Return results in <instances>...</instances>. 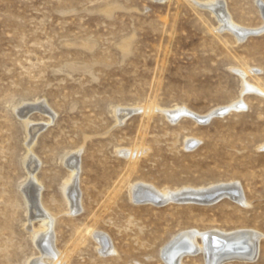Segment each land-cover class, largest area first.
<instances>
[{"label":"rangeland","instance_id":"rangeland-1","mask_svg":"<svg viewBox=\"0 0 264 264\" xmlns=\"http://www.w3.org/2000/svg\"><path fill=\"white\" fill-rule=\"evenodd\" d=\"M262 2L0 0V264L42 258L28 144L57 264H166L165 245L192 230L258 231L253 257L225 264H264ZM138 185H238L243 201L226 191L211 204L141 203Z\"/></svg>","mask_w":264,"mask_h":264},{"label":"bare ground","instance_id":"bare-ground-1","mask_svg":"<svg viewBox=\"0 0 264 264\" xmlns=\"http://www.w3.org/2000/svg\"><path fill=\"white\" fill-rule=\"evenodd\" d=\"M260 7L262 10V14L264 16V3L263 2L260 3ZM218 11L220 12V10H218ZM224 13H223V15H224L223 21L227 24V26L230 28V30L233 32V34L237 36V38H243L245 33L248 30L241 28L237 24H232L231 23L232 21H230V19H229L230 17H228ZM263 29L264 28H262L261 30H263ZM236 107H237V105H236ZM222 110L223 109H220L219 111H222ZM186 113L188 114V112L184 108H181V109L176 110V111L168 112V114L172 115V116H173V114L175 116H177L179 114H186ZM118 116H119V114H118ZM122 119H121V121H122ZM31 132H32V130H31ZM188 143L193 144V142L190 140ZM27 146H28V150H29L28 165L30 168V172L29 171L28 172L30 174H33L32 176L35 177L33 171L35 170L37 164L35 162V157H33L31 155L32 150L30 148V144H28ZM76 154H77V152H76ZM76 156L77 155H75V153H74V155L71 156L70 159L68 160L69 161V170H70L69 173L70 174H69V179H68V183H67V187H66L67 199L69 201V204L71 205V211L72 212L74 211V209L75 210L77 209L76 198H78L77 197V190H76L77 189V187H76V176H77V170L79 169V167H78V161H77L78 157H76ZM34 177H33V181H30L31 182L30 185L26 186L25 192L28 195L27 200L29 201L30 208L33 211L32 212L33 217H36V214H39L41 217V226H40V231H39L40 237L38 238L37 243H38V246L41 250L42 258L34 260L33 262H31V264H57L59 262V253H57L55 251V249L53 247L54 244H52V242H54L53 241L54 236L52 235V231H51L52 224H53V218L48 211L45 212L40 207L39 192H38L39 183L36 180V178H34ZM144 186L145 185H138L135 188L133 187L134 193H135L134 194L135 199H140V198L159 199V200L170 199V198H173V196L176 193L180 194V195H185L187 193L188 194L194 193L192 196H197L200 198L205 197L208 199L211 197H216V194L218 193L217 191L223 189L224 192L230 191V192L234 193V195L238 194L239 196H237L236 198L239 199V201H243V199L240 196V192H239L240 189L238 188V185H232V186L223 187V188L220 187L219 189L213 188L211 190L205 189L203 191H198V192L191 190V191H193L191 193H189L190 191H186V190L179 191V192H173V193H171V192L161 193V192H157V191L153 190L154 188L151 189V188H149V186L148 187H146V186L144 187ZM78 203H80V202H78ZM260 235L261 234L258 231H253V230L252 231H245V230L244 231H238V232H235L232 234H225V233L222 234L218 231L217 232H215V231H204L203 232V231H197V230L185 231V232H181L171 242H169L167 245H165V248H163V250H162L161 256H162V259L164 260V262L166 264H182L183 257H185V256H196L198 254L202 255L205 264L230 263L232 261V259H234V258L249 259V258H252L253 255L256 253L257 241L259 240V237H261ZM96 236H97V240L102 241L101 235H96ZM198 237H200L201 240H198ZM237 246H239V247H237ZM107 247H108V245L105 243V245H103V247H102L103 252L107 251V249L109 252H113V250L111 248H107ZM221 248H223V249H221Z\"/></svg>","mask_w":264,"mask_h":264},{"label":"water","instance_id":"water-1","mask_svg":"<svg viewBox=\"0 0 264 264\" xmlns=\"http://www.w3.org/2000/svg\"><path fill=\"white\" fill-rule=\"evenodd\" d=\"M252 33H254V32H252ZM224 112H226V109L222 110V113H224ZM212 115L213 114L208 116L207 119L210 118ZM221 187L223 188L224 186H221ZM216 188L219 189L220 187H216ZM186 191H189V190H186ZM191 192H193V191L190 190L189 193H191ZM217 192L218 193L216 194V197H211V198H208V199L205 198V197H201L200 198V197H197V196H192L194 193H192V194H188L187 193L185 195H180V194L176 193L173 196V198H170V199H161V200H159V199L140 198L138 201L141 202V203L152 202V203H154L156 205H162V204L164 205V203H167L169 201H174V202H176V204L177 203H189V202H197V203H201V204H211L212 202H215V201L217 202V200L220 199L226 193V191L224 192L223 189L222 190H218Z\"/></svg>","mask_w":264,"mask_h":264}]
</instances>
